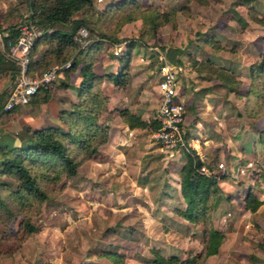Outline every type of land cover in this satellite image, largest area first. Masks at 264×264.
Masks as SVG:
<instances>
[{
	"label": "rangeland",
	"instance_id": "rangeland-1",
	"mask_svg": "<svg viewBox=\"0 0 264 264\" xmlns=\"http://www.w3.org/2000/svg\"><path fill=\"white\" fill-rule=\"evenodd\" d=\"M111 1L116 0H93V3L101 9ZM138 1L142 8L173 10L174 20L146 30L139 17L120 24V27H117L120 15L107 19L106 31L117 32L121 40L111 42L104 39L103 45L92 51L97 70L103 66L116 71L121 60L114 49L118 46L119 54L127 42L133 41L130 57L133 67L144 68L153 77L157 76L160 55L165 49L180 47L182 51L175 50V56L181 60L179 65L182 67L184 63L197 71H207L198 69L200 65L194 63V59L230 67L239 79L236 83L238 91L243 93L248 89L249 64L259 59L264 51V0ZM28 15L26 0H0L3 26L19 25L30 19ZM91 37L83 43L78 41L79 46L86 49ZM44 46L42 43L39 49ZM177 75L178 83L179 71ZM209 77L218 80L212 73ZM78 80L77 70H71L68 76L59 72L47 86L46 100H31L2 113L0 138L17 145L27 125L30 129L47 125L65 127L61 112L67 110L74 100ZM109 81L103 80V91ZM10 82L11 79L6 80L4 86ZM209 83L213 81L209 80ZM227 90L224 88L220 93L217 105L209 106V118L213 117L215 121H209V136L214 141L209 144V161L214 165L213 171L225 173L222 183L225 188L230 191L240 188L239 196L242 197L247 182H250L261 189L264 197L263 107L258 104L257 97L256 105L247 101L251 105L247 108L245 95L227 94ZM43 93L39 92L38 98L41 99ZM176 95L184 100L192 94L189 88L183 91L176 87ZM249 107L254 108L256 116L247 112ZM187 110L185 105V112ZM107 114L108 105L99 119L103 120ZM202 128L198 119L193 121L195 133L202 135ZM152 132L150 139L162 145ZM239 143L245 147L241 155L237 154ZM162 146L166 153L175 151ZM246 151H250V155ZM179 152L182 157L176 155V160L169 161L165 157L161 164L159 161L149 171L141 169L144 178L137 179L131 202L124 198L123 192L134 183L137 171L130 167L116 179L114 175L103 176L102 157H93L90 167L85 164L88 159L83 160L72 176L62 175L57 181H45L48 198L0 219V264H111V260L102 254L106 249L123 253L125 264H154L150 262L152 248L165 255L175 253L180 257L199 251L204 243L203 229L211 222L223 229L225 237L218 251L208 255L202 264H264V203L256 211L249 210L242 215L232 197L229 202L222 200L227 193L222 187L223 195L218 192L206 224H194L172 211L173 205L182 202L175 194L174 180L169 179L167 185L165 177L169 172L177 177L178 162L185 158L183 151ZM197 155L202 158L199 153ZM203 159L206 162L207 158ZM1 180L14 188L12 178L2 176ZM158 181L165 186L160 182L157 184ZM148 204L155 208L149 209ZM239 205H243L242 199ZM26 221L34 225L33 230L26 228Z\"/></svg>",
	"mask_w": 264,
	"mask_h": 264
},
{
	"label": "trees",
	"instance_id": "trees-1",
	"mask_svg": "<svg viewBox=\"0 0 264 264\" xmlns=\"http://www.w3.org/2000/svg\"><path fill=\"white\" fill-rule=\"evenodd\" d=\"M30 20L44 28L51 27L50 31H43L38 35L30 50L29 71L39 74L50 63H61L70 60V65L63 68V76H68L71 70H77L79 75L76 84L75 98L67 110L61 112L62 123L65 127L47 125L31 128L26 126L24 136H20V143L13 145L10 140L0 138V219L2 216H11L14 212L24 209L33 203L48 198L49 193L45 181H57L62 175L69 177L76 172V167L85 159L93 157L98 146L108 138L107 120L112 116L113 110L103 120L99 115L107 109L108 95L102 88V82L110 79L115 85L125 86L128 82V70L133 41L125 44V49L117 54L121 60L114 72L98 73L93 69L94 59L92 51L103 45V40L118 42L121 38L117 32L106 31L105 21L117 18V27L135 17L141 18L146 30L167 21L174 20L173 10L160 11L156 8H142L138 0H116L104 5L98 10L93 0H26ZM127 11V12H126ZM81 26L87 28L86 38L91 37L90 43L83 49L74 38L77 29ZM0 32L5 40L13 41L19 34L16 24L3 26L0 21ZM264 40V35H263ZM45 44L42 50L39 46ZM175 50L182 51L180 47L166 48L165 55L173 63L179 64L181 60L175 56ZM199 69H206L215 75L221 85L237 95H245V107L256 105L255 98H259V105L263 107L264 116V51L260 58L249 64L250 82L248 89L239 92L236 83L239 79L233 74L230 67L215 65L211 62L196 61ZM16 64L0 54V115L11 109H2L3 99L6 96L4 82L13 79ZM67 84V83H63ZM48 87L40 86L31 100H46ZM44 91L38 98V93ZM255 99V101H254ZM30 100V101H31ZM18 106V105H16ZM15 107V106H14ZM13 107V108H14ZM250 108V107H249ZM117 113L129 127H145L156 129L160 126L157 118L149 121L128 108H116ZM248 113L256 116L254 108L247 109ZM261 132L264 133V127ZM185 159L179 166L178 190L183 205L176 207L177 212L189 222L206 224L210 219L214 201L223 195L220 181L225 179V173L213 171L210 160L205 163L198 160L199 156L193 152L184 151ZM203 164L207 171L202 169ZM2 176L14 180V188L1 180ZM225 186V185H224ZM256 185L248 183L243 195L244 208L255 210L263 200L259 198ZM225 199L232 197V192L225 194ZM30 231L34 225L25 222ZM204 243L202 248L189 253L185 257L172 253L165 255L152 248L150 262L154 264H202L204 259L218 251L225 233L212 222L203 229ZM103 255L111 260V264H125L123 253L106 249Z\"/></svg>",
	"mask_w": 264,
	"mask_h": 264
},
{
	"label": "crops",
	"instance_id": "crops-1",
	"mask_svg": "<svg viewBox=\"0 0 264 264\" xmlns=\"http://www.w3.org/2000/svg\"><path fill=\"white\" fill-rule=\"evenodd\" d=\"M183 65H184L183 67L180 65L181 67V69L179 70L180 81L178 80L177 87L179 89H182L183 91L189 88L192 94L190 96H187L184 100H181L176 95V98L181 100L188 109L185 112V117L183 122V129L185 132L184 134L186 137H188L189 142L198 143L199 146L197 148V153H199L200 156L202 157L199 160H202L205 164L209 162V144L213 140L212 137L209 136V121L211 120L212 122H215L213 120V117L211 119L209 118V106L213 108V106H215L216 103H219L218 97H220V93L223 92L225 87L221 85L219 79L217 80L215 78L209 77V72L197 71L192 67H187L184 63ZM101 67L100 70H97L93 64V69L98 73L111 72V71L114 72V70L112 69L110 70L107 69L106 67L105 68H103V66ZM156 72H157V76L153 77L151 76V74L147 73V70L144 68L135 69L132 65V60H131L129 64L127 84L125 86H118L115 85L110 80L107 87H104L105 89L104 92L105 94L108 95V104H107L108 109L109 110L113 109V112L111 114L112 116L107 120L108 138L104 143L98 146V151L93 157L94 159L98 157L103 158V164L105 166L102 169L103 176L114 175L116 179L117 177L121 176V174H123L122 172L126 171V169L130 167H131L130 169L137 171L136 179L135 178L133 179L134 183L129 184L127 190L123 192V195H125L124 198H126V200L129 202H131V198H133L134 187L138 185L137 179L144 178L142 177L143 176L142 174L144 173L141 172V169H145L146 171H149L153 167H156L159 161H160L159 164H161L162 163L161 160H164L165 157H168L169 161L176 160L175 158L176 155H180L182 157L181 152H179V150L166 153V150H163L162 145L155 144V141L150 139V131H154V129L149 128L148 126L129 127L122 120V118L119 116L116 110V108H128L130 111L138 114L141 119L147 121L156 118V112L160 102V92L157 84L159 78L158 68ZM209 80L210 81L212 80L213 83H209ZM231 93L234 92L227 90V94H231ZM211 110L216 112V110L213 109ZM196 119H198L202 124L203 127L202 135H198L192 129L193 121H195ZM241 136H243V134H241ZM252 140L254 141V139ZM212 143H214V141H212ZM241 143L238 144V150H237V154L240 155L242 154V152H245V150H243L245 149V147ZM254 149L255 147H253V150ZM246 152L248 153V151ZM248 154L250 155V151ZM93 157H91V159L89 158L90 160L88 159L87 162L85 163L88 164V167H90L91 162L93 161L92 160ZM203 157L207 158L206 162L204 161ZM182 162L183 160L181 158V161H179L178 163L181 164ZM204 164L202 166V169L204 171H207V168L205 167ZM168 174L169 176L165 177V183L168 182L169 179L174 180L175 187L173 188L175 189V194L180 198L182 202V199L179 195L178 182H177L179 170L177 177L176 175L175 176L171 175V172H169ZM223 181L224 180L220 181L219 183L220 186L223 187V189H226L227 192L230 191V189L225 188V186L222 184ZM159 182L161 183V181H158L157 184H159ZM236 182L239 183L238 181ZM248 183L249 182H247V184ZM161 185L163 184L161 183ZM255 187L259 193V198L264 201V197L262 196L263 194L261 189L258 188V186ZM239 189L240 188H236L234 191H230L232 192L231 200L232 201L234 200L236 202V208H239L242 211V215H245V213L247 214L249 210H246L244 208L243 195L242 197L239 196L240 194ZM163 197H166V195ZM240 199L243 200V205H239ZM222 200L224 202H229L228 199L225 200L222 199ZM263 203L264 202H262L253 211H256L258 208L263 206ZM182 205L183 202L180 205H176V204L173 205L172 211L180 215L177 212L176 207L178 206L181 207ZM148 208L150 209L155 207H152V205L148 204ZM233 211L235 210L233 209ZM214 225L218 227L215 223ZM218 228L222 229L221 227Z\"/></svg>",
	"mask_w": 264,
	"mask_h": 264
},
{
	"label": "built area",
	"instance_id": "built-area-1",
	"mask_svg": "<svg viewBox=\"0 0 264 264\" xmlns=\"http://www.w3.org/2000/svg\"><path fill=\"white\" fill-rule=\"evenodd\" d=\"M18 28L19 34L13 41L5 40L0 33V54L12 60L17 67L12 81L6 86V96L2 105V109L5 110L28 103L40 86H48L63 68L70 65V60L53 63L39 74H32L29 71L32 44L38 35L43 31H50L52 28H44L33 23L30 19L20 23ZM86 35V28L81 26L77 29L74 38L83 43ZM117 47L114 49L115 54H118L119 51V47ZM160 58L157 83L160 102L156 112L160 126L154 129L153 136L166 147L198 154V143L189 142L185 137L183 129L185 105L176 98L177 73L181 67L179 64L169 61L165 54L160 55Z\"/></svg>",
	"mask_w": 264,
	"mask_h": 264
},
{
	"label": "water",
	"instance_id": "water-1",
	"mask_svg": "<svg viewBox=\"0 0 264 264\" xmlns=\"http://www.w3.org/2000/svg\"><path fill=\"white\" fill-rule=\"evenodd\" d=\"M199 160V159H198Z\"/></svg>",
	"mask_w": 264,
	"mask_h": 264
}]
</instances>
